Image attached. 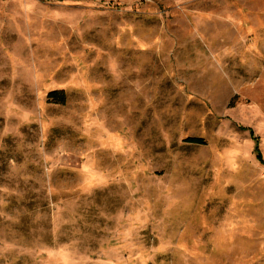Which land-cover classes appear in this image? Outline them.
<instances>
[{
    "label": "rangeland",
    "instance_id": "374dc122",
    "mask_svg": "<svg viewBox=\"0 0 264 264\" xmlns=\"http://www.w3.org/2000/svg\"><path fill=\"white\" fill-rule=\"evenodd\" d=\"M0 264H264V0H0Z\"/></svg>",
    "mask_w": 264,
    "mask_h": 264
},
{
    "label": "trees",
    "instance_id": "16d2710c",
    "mask_svg": "<svg viewBox=\"0 0 264 264\" xmlns=\"http://www.w3.org/2000/svg\"><path fill=\"white\" fill-rule=\"evenodd\" d=\"M53 95H63L62 92H53L51 93V96ZM189 142H193V143H203L202 139H197V138H191V139H188ZM259 159L262 160L261 156L259 155Z\"/></svg>",
    "mask_w": 264,
    "mask_h": 264
}]
</instances>
